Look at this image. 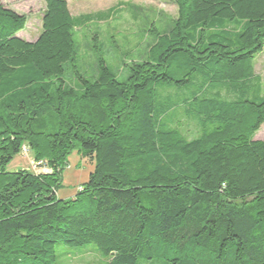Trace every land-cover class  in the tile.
Here are the masks:
<instances>
[{
	"label": "trees",
	"instance_id": "trees-1",
	"mask_svg": "<svg viewBox=\"0 0 264 264\" xmlns=\"http://www.w3.org/2000/svg\"><path fill=\"white\" fill-rule=\"evenodd\" d=\"M42 2L34 42L0 3V264H55L57 247L86 244L103 264H264V79L251 99L219 94L255 79L264 0H174L145 55L116 73L99 58L92 77L76 67L67 0ZM195 81L191 97L170 95ZM23 148L41 165L7 172ZM73 151L93 171L59 199Z\"/></svg>",
	"mask_w": 264,
	"mask_h": 264
},
{
	"label": "rangeland",
	"instance_id": "rangeland-1",
	"mask_svg": "<svg viewBox=\"0 0 264 264\" xmlns=\"http://www.w3.org/2000/svg\"><path fill=\"white\" fill-rule=\"evenodd\" d=\"M0 3L27 17L25 29L17 36L22 40L34 42L41 32V18L45 9L42 0H0ZM67 7L76 24L73 34L77 53L76 67L86 77L95 75L99 58L104 59L111 71L116 73L123 64L145 55L155 42L157 33L169 27L171 20L177 15L174 0H67ZM239 27L238 21L225 22V28L228 31L233 32ZM251 63L255 79L242 85V88L232 89V91L223 89L219 92L223 98L251 99L253 94H258L259 83L264 79V48ZM202 84L201 81L192 82L179 90H172L170 95L174 94L173 97L178 101L187 99L197 89L203 87ZM179 120L180 127L188 138L197 135L193 119L180 112ZM254 139L264 141V126L255 134ZM33 164V153L28 149L25 153L21 150L10 160L5 170L9 173L34 172ZM93 167V164L82 159L77 151L71 152L67 156L66 165L62 171L57 197L59 199L74 197L78 188L87 181ZM48 171L42 168L39 172L47 173ZM105 262V258L98 253L93 244L56 248L55 264H103ZM15 264H33V262L21 257Z\"/></svg>",
	"mask_w": 264,
	"mask_h": 264
},
{
	"label": "built area",
	"instance_id": "built-area-1",
	"mask_svg": "<svg viewBox=\"0 0 264 264\" xmlns=\"http://www.w3.org/2000/svg\"><path fill=\"white\" fill-rule=\"evenodd\" d=\"M22 152H24V153L27 152V149L26 148H23L22 149ZM38 165H40V163L39 164H33L34 168H37Z\"/></svg>",
	"mask_w": 264,
	"mask_h": 264
}]
</instances>
